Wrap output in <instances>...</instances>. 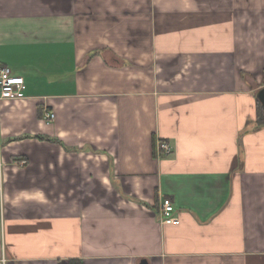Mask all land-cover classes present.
Listing matches in <instances>:
<instances>
[{"label": "crops", "instance_id": "crops-1", "mask_svg": "<svg viewBox=\"0 0 264 264\" xmlns=\"http://www.w3.org/2000/svg\"><path fill=\"white\" fill-rule=\"evenodd\" d=\"M0 65V264H264V0H0Z\"/></svg>", "mask_w": 264, "mask_h": 264}, {"label": "built area", "instance_id": "built-area-1", "mask_svg": "<svg viewBox=\"0 0 264 264\" xmlns=\"http://www.w3.org/2000/svg\"><path fill=\"white\" fill-rule=\"evenodd\" d=\"M24 79L21 76L12 73L7 66L0 65V100L19 99L22 96ZM54 113L46 114V121H51ZM172 147L169 143L159 141L156 146L157 157H163L171 154ZM161 217L164 224H177L178 218L174 216V205L169 198H164L161 202Z\"/></svg>", "mask_w": 264, "mask_h": 264}, {"label": "water", "instance_id": "water-1", "mask_svg": "<svg viewBox=\"0 0 264 264\" xmlns=\"http://www.w3.org/2000/svg\"><path fill=\"white\" fill-rule=\"evenodd\" d=\"M257 98L260 101V103L262 104V106L264 107V88L263 90L261 89L258 94H257ZM142 264H145V262H142Z\"/></svg>", "mask_w": 264, "mask_h": 264}, {"label": "trees", "instance_id": "trees-1", "mask_svg": "<svg viewBox=\"0 0 264 264\" xmlns=\"http://www.w3.org/2000/svg\"><path fill=\"white\" fill-rule=\"evenodd\" d=\"M264 107H262L261 105H259V111L260 112H263L264 111V109H263ZM258 118L260 119V120H262V118L261 117H259V113H258Z\"/></svg>", "mask_w": 264, "mask_h": 264}]
</instances>
